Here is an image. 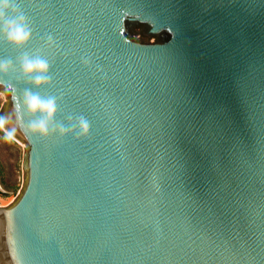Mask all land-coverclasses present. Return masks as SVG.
Segmentation results:
<instances>
[{
	"label": "water",
	"instance_id": "water-1",
	"mask_svg": "<svg viewBox=\"0 0 264 264\" xmlns=\"http://www.w3.org/2000/svg\"><path fill=\"white\" fill-rule=\"evenodd\" d=\"M17 4L32 39L0 38L15 64L0 86L22 96L19 58L44 56L40 95L90 135L18 131L26 183L0 207V264H264V0Z\"/></svg>",
	"mask_w": 264,
	"mask_h": 264
},
{
	"label": "clouds",
	"instance_id": "clouds-1",
	"mask_svg": "<svg viewBox=\"0 0 264 264\" xmlns=\"http://www.w3.org/2000/svg\"><path fill=\"white\" fill-rule=\"evenodd\" d=\"M0 38L9 47L26 49L32 39V29L26 14L19 8L17 0H0ZM49 46L55 45L52 35L46 37ZM83 64L90 65L88 57H82ZM20 74L29 83L23 95H16L12 84L0 86V107L9 98L13 104L14 114L0 111V141L13 144L19 143L18 131L23 130L26 135L47 139L52 134L60 137L69 135L76 139H86L90 135V122L85 116H67L66 121H58V97L41 96L39 90L50 84L52 76L50 62L42 55H33L27 51L19 58ZM15 64L10 59L0 60V76L7 74ZM99 70V68H98ZM20 113L29 117L26 128L17 123Z\"/></svg>",
	"mask_w": 264,
	"mask_h": 264
},
{
	"label": "rangeland",
	"instance_id": "rangeland-1",
	"mask_svg": "<svg viewBox=\"0 0 264 264\" xmlns=\"http://www.w3.org/2000/svg\"><path fill=\"white\" fill-rule=\"evenodd\" d=\"M7 103L0 107L5 111ZM28 146L0 141V207L11 206L20 196L26 183V152Z\"/></svg>",
	"mask_w": 264,
	"mask_h": 264
}]
</instances>
